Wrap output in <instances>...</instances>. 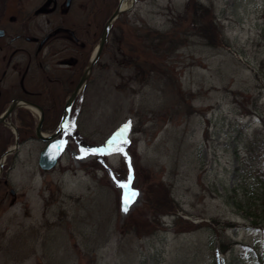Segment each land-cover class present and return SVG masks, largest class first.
Listing matches in <instances>:
<instances>
[{
    "label": "rangeland",
    "instance_id": "rangeland-1",
    "mask_svg": "<svg viewBox=\"0 0 264 264\" xmlns=\"http://www.w3.org/2000/svg\"><path fill=\"white\" fill-rule=\"evenodd\" d=\"M197 1L222 46L199 34ZM122 18L120 43L110 41L73 109L58 165L43 171L44 142L25 138L0 185V264H219L223 242L225 264L264 263V0H143L130 23ZM128 121L127 157L114 145L80 158ZM12 142L0 125V145ZM128 158L139 194L125 212ZM149 185L169 189L183 227L212 226L179 232L169 215L134 233L133 218L153 220Z\"/></svg>",
    "mask_w": 264,
    "mask_h": 264
},
{
    "label": "flooded vegetation",
    "instance_id": "flooded-vegetation-1",
    "mask_svg": "<svg viewBox=\"0 0 264 264\" xmlns=\"http://www.w3.org/2000/svg\"><path fill=\"white\" fill-rule=\"evenodd\" d=\"M142 1L0 0V115L13 100L30 102L43 110L42 131L52 134L99 43L106 22L122 4L129 10L114 21L91 76L75 98L70 121L74 107L87 101L96 69L102 67L101 60L110 41L120 43L115 26L121 23L122 17L130 23L126 16L135 15ZM39 118L40 113L24 106L15 109L7 118L17 127L19 149L5 161L0 177L3 188L9 185V172L15 166L21 146L26 139L36 138L35 125ZM0 125L13 137L12 144L0 145L1 158L14 145L15 133L7 124ZM46 145L44 143V147Z\"/></svg>",
    "mask_w": 264,
    "mask_h": 264
},
{
    "label": "water",
    "instance_id": "water-1",
    "mask_svg": "<svg viewBox=\"0 0 264 264\" xmlns=\"http://www.w3.org/2000/svg\"><path fill=\"white\" fill-rule=\"evenodd\" d=\"M126 10L127 9H124L121 4L116 9V11L113 13L111 18L107 21L105 28L102 32V35L99 39V44L97 48L94 50V52L92 53L90 61L84 70V73L82 75V78L80 79V82L75 87L72 95L68 99L67 104L65 105V108H64L62 119L55 132H53L51 135H45L42 132V124H43L44 115H43V110L40 106L32 104L30 102L19 100V99L13 100L9 104L7 110L0 116V122H4L5 124H8L11 128L14 129L16 141H15V145L9 148L0 158V176L2 175V172H3V166H4V161H5L6 156L15 154L19 147V135H18L17 127L11 120L7 122L6 119L11 115V113H13V111L16 108L20 106L30 107L32 109L37 110L40 113V118L35 127V134L37 138L43 141H49V144L40 153L39 166L43 170H51L57 165L58 158L61 153V145H62V140L58 137L64 131L66 127L75 98L80 93L82 87L87 83L89 77L91 76L93 66L97 62L99 56L101 55L104 49L105 43L108 39L110 30L112 28L113 22L122 12ZM216 255H217L218 263L225 264V259L219 250H217Z\"/></svg>",
    "mask_w": 264,
    "mask_h": 264
},
{
    "label": "trees",
    "instance_id": "trees-1",
    "mask_svg": "<svg viewBox=\"0 0 264 264\" xmlns=\"http://www.w3.org/2000/svg\"><path fill=\"white\" fill-rule=\"evenodd\" d=\"M194 12V22L195 25L197 23L200 24L199 34L202 37H205L208 41V43L214 47H220L223 45V39L221 35V30L218 25V22L214 16H210L211 12L208 7H205L203 4L196 2L193 6ZM207 20V21H206ZM198 31V30H197ZM163 34H160L158 37H155L154 39L160 40L162 39ZM146 194H145V207L153 214V220H139L138 217L133 218L132 224V230L134 233L138 235L143 234H150L153 231H155L159 225H160V218L163 214H170L175 215L176 220L175 224L179 227V232H185V231H191L195 228L202 227L204 225L212 226V224H209L208 222H201L199 224H195L193 222H188V225L182 226V221H185L182 216L177 215L179 211V205L176 202L175 198L170 193L169 189H165L164 186H153L149 185ZM251 214V217L254 219L256 215L249 211ZM215 223H218V221H214ZM128 223V227L130 225ZM224 243V242H223ZM221 243V249L225 250L227 248V245L224 243ZM260 264H264L263 262H260Z\"/></svg>",
    "mask_w": 264,
    "mask_h": 264
},
{
    "label": "snow or ice",
    "instance_id": "snow-or-ice-1",
    "mask_svg": "<svg viewBox=\"0 0 264 264\" xmlns=\"http://www.w3.org/2000/svg\"><path fill=\"white\" fill-rule=\"evenodd\" d=\"M131 121H128L125 125L121 126L119 131L110 138L105 145L99 148L91 149H81V157L84 158L87 155H100V154H110L108 150L112 149L115 145V151H118L127 157L126 145L130 143L126 138V133L130 131ZM129 159V175L126 181L119 182L118 186L125 190L123 197V211L127 212L130 205L135 201V198L138 196V192L131 188L132 184V174H131V164Z\"/></svg>",
    "mask_w": 264,
    "mask_h": 264
},
{
    "label": "bare ground",
    "instance_id": "bare-ground-1",
    "mask_svg": "<svg viewBox=\"0 0 264 264\" xmlns=\"http://www.w3.org/2000/svg\"><path fill=\"white\" fill-rule=\"evenodd\" d=\"M64 144H65V142H64Z\"/></svg>",
    "mask_w": 264,
    "mask_h": 264
}]
</instances>
